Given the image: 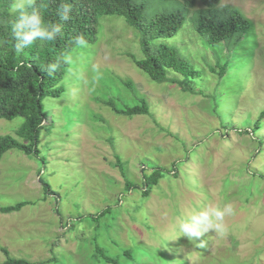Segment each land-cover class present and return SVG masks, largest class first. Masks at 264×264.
<instances>
[{
    "label": "rangeland",
    "instance_id": "rangeland-1",
    "mask_svg": "<svg viewBox=\"0 0 264 264\" xmlns=\"http://www.w3.org/2000/svg\"><path fill=\"white\" fill-rule=\"evenodd\" d=\"M132 2L143 5L146 21L183 12L177 35L156 43L176 48L199 72L179 78L193 92L152 82L134 63L143 59L138 33L118 16L101 17L97 41L73 53L60 97L43 100L44 162L18 150L0 160V208L30 203L0 214V264L3 249L33 264H109L99 250L117 264H264V179L255 176L264 174V121L256 134L246 132L264 110V0L221 1L252 24L240 39L245 67L223 78L210 70L223 55L197 34L201 0L191 8L182 0ZM141 98L149 115L120 116L104 104L123 108ZM24 121L0 120V136L17 138ZM115 155L137 186L143 169L171 172L144 198L126 191ZM225 203L235 211L222 233H206L202 247L182 237L180 220Z\"/></svg>",
    "mask_w": 264,
    "mask_h": 264
},
{
    "label": "trees",
    "instance_id": "trees-1",
    "mask_svg": "<svg viewBox=\"0 0 264 264\" xmlns=\"http://www.w3.org/2000/svg\"><path fill=\"white\" fill-rule=\"evenodd\" d=\"M182 1L190 8L196 2ZM201 1L204 8L198 16L197 34L211 48L214 55H223V62L218 63L217 69L210 67L213 74L223 78L228 76L233 67H245L240 48H245L246 45L240 39L248 37L252 24L239 10L230 6L220 7L222 0ZM21 2L26 3V0ZM13 3L14 0H0V120L22 117L25 121L16 131L17 138L10 135L0 136V160L7 151L18 150L44 162L38 147L40 132L47 117L43 100L48 97H60L63 89L59 85L67 73L68 65L60 63L52 74L46 71V67L58 63L66 50L74 48L72 37L76 34L82 33L89 44L95 43L99 22L103 16H118L138 33L143 59L135 60L134 63L152 82H170L180 86L183 91L193 92L189 83L185 84L179 78L194 80L200 77L190 61L176 48L165 43H156L177 35L186 19L181 11L158 13L146 21L143 5L132 0H67L72 8L70 19L61 21L56 14L60 0H33L34 6L41 9L46 19L63 25L62 33L52 42L38 41L30 48L17 52L11 30L16 15L12 11ZM232 61H235V65H232ZM170 75H173V78H170ZM126 86L132 90L130 83H126ZM104 104L120 116L149 115V106L144 98L140 99L139 104H126L123 108H119L113 100L104 101ZM263 121L264 110L253 122V127L246 132L250 135L256 134L262 129ZM227 127L224 124V129ZM261 141L263 143V138ZM115 159L116 166L125 180L126 191L139 190L144 198L151 194L164 174L171 172L158 166L147 169L150 170L149 173L143 169L142 183L137 186L128 180L121 158L115 155ZM255 176L264 179L263 173H255ZM39 182L46 197L53 194L46 181L39 178ZM28 204L30 203L21 202L15 206L2 207L0 214L18 212ZM109 211L110 209L106 208L99 217ZM3 252L7 259L2 264H33L26 259L12 258L6 249H3ZM98 253L106 263L117 264L114 259L103 255L101 250ZM126 254L128 255V252Z\"/></svg>",
    "mask_w": 264,
    "mask_h": 264
},
{
    "label": "clouds",
    "instance_id": "clouds-1",
    "mask_svg": "<svg viewBox=\"0 0 264 264\" xmlns=\"http://www.w3.org/2000/svg\"><path fill=\"white\" fill-rule=\"evenodd\" d=\"M12 11L16 14L11 30L17 52L30 48L38 41L52 42L62 33L63 25L46 19L41 9L34 6L33 0H26V3L21 2V0H14ZM71 11V5L67 3V0H60L56 11L59 20H69ZM72 43L74 48L66 50L59 58L58 63L46 67L49 74H52L60 63L72 64L74 61L73 53L89 47V42L82 33L72 37ZM234 211L231 203H225L223 207L206 205L188 218L180 220L179 232L188 242L199 243L202 247L203 242L200 238L210 231L222 233L225 230V217L233 215Z\"/></svg>",
    "mask_w": 264,
    "mask_h": 264
}]
</instances>
